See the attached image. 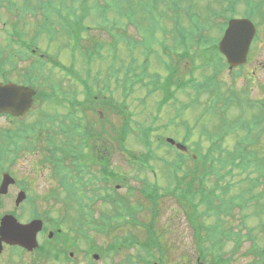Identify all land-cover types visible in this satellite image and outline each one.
<instances>
[{"label":"rangeland","instance_id":"rangeland-1","mask_svg":"<svg viewBox=\"0 0 264 264\" xmlns=\"http://www.w3.org/2000/svg\"><path fill=\"white\" fill-rule=\"evenodd\" d=\"M12 1L0 0V53H4L5 59L10 57L6 64L9 69L14 65L16 66L15 70L9 71L10 76L11 72L20 74V72L28 70L31 66V59L12 62L15 49L8 45H11V41L15 37L11 36L9 40L6 39L11 28L9 22L20 20V13H23L22 17L25 16L26 18L25 21L21 22L22 34L31 32V35L24 36L26 40H22L21 42L26 45L28 41L31 45H37L39 49L50 53L54 57L60 56L65 67H69L73 61V55L69 52L71 47L75 46V49L78 47V44L73 45L74 42L70 38L71 35L68 36L67 34V28L76 22L74 20L81 21L83 18L84 31L80 30L82 34L81 39L82 37L84 39L82 43L88 45L87 49H90L92 53L99 51L94 61L91 62H88L86 57L79 56L76 66L77 69H80L77 72L81 77L79 81L76 80L78 74L68 76L61 66L54 68L52 65H48L43 70L42 91L43 93H53L52 90L56 89V95L47 96L56 99V101L53 100V103H50L42 99L33 108L34 115L23 119L25 122L32 124L38 122L44 124L45 118L50 121L46 122L39 129H36L38 134L43 131V135L39 137L41 143L34 142L32 145L26 146L30 150L21 149L19 155L16 157V162L13 163L14 166L10 169L14 177L30 184L34 197L40 196V198L36 197L38 200L36 201V205L39 210H49L56 217H60V213L67 209H69V216L76 213V202L73 200L69 201L63 190L59 194L60 198L55 196V199L52 197L49 201L47 200L52 190H59V183L54 180L52 169L41 163L43 153L40 149L46 145L45 141L47 140L45 127L49 128L54 126L52 124H55L57 128L63 129L61 124L63 123L69 131L71 126L68 125L74 119L79 121L78 125L83 124V127H92L102 131L105 120H107L109 122L107 126L109 139L110 134L117 137L114 127L117 130H121L123 136H126L125 149L130 152V155L132 153L139 158L134 159L131 163L130 157H134H128L126 153L114 155V150L110 151L112 165L115 166L114 168L117 171L126 175H124L125 177L121 181L109 183L106 189H98L95 193L100 195L108 192V187L113 188L117 186L116 190L118 192L113 194L125 197L122 202L118 200L115 209L130 205L133 207L132 212L139 213L146 208L145 212L142 211L140 213V218L146 219L148 217L149 206L146 207L144 205L145 202L137 190L143 187V178H146L149 182L148 187L158 185L163 189L168 188L171 184L169 173L173 169L172 163L178 159V152L187 155L189 159L194 155L193 150L198 148V146H203L204 150L211 146L212 138L221 143L222 146L232 149L234 146H237L243 135V132L238 130L228 134L225 140L222 139L225 135L221 134V122L218 119V114L222 111L213 108V101H211L213 93L210 89L197 92L196 89L184 81L189 79L191 73L189 71H194L196 82L203 81L204 83L207 77L212 78L213 86L218 85L225 97L229 96L228 92L231 91L229 89L241 94L243 92L246 93V95H243L245 96V105L247 107H244V105L242 108H238L236 105L231 106L229 109L231 118L240 114V116L243 115L249 118L256 112H259L251 103L254 100L264 99V22L260 31L261 39L255 44L251 60L245 67L230 70L227 65L224 66L222 64L220 68L216 69V64H213V62H208L210 67H202L204 66L203 60H206V57L201 53L203 48L196 44V42H198L202 33L215 39L221 38L222 35L218 29V24L224 22V17L228 15L229 11L224 10L226 3L220 2L222 0H176L177 3H174L173 0H160L159 11L148 3V0H121L116 5L113 3L116 0H101L103 6L107 4L106 1L111 6L107 11L109 15L108 19L112 20V22L114 20L117 22V28L114 30L111 24L107 25L105 19L106 13L102 14V8L93 5L87 7L89 10L83 9L78 4L83 0H76L75 4L74 0H57L60 4L53 0L56 2V5L68 13L66 15L65 12L60 18L53 16V23L48 29L42 26L41 11L37 6L38 0H33L34 13H27L24 9L22 11L18 10L25 0ZM191 1L194 3L190 4ZM249 2L255 3V0H238L236 7L230 10L231 13L235 12L232 16L234 15L237 18L244 17L245 8H247ZM10 3H15L16 6H10ZM118 4L124 10V12L119 13L124 16L123 19H120L114 12L115 10L118 13ZM130 5H133V7L130 8ZM191 5L193 6L190 8ZM35 6H37L36 9ZM133 8L134 12L137 11L135 15L132 12ZM99 10H101V13ZM162 13H164L163 17H161ZM215 13H219V16L216 17ZM101 14L103 16L100 19ZM192 14L198 15L194 19V22L200 26L202 32H193L195 26L191 22L192 18L190 15ZM258 20H261V18L258 17L255 21ZM6 21L7 27L3 30L2 26L5 25L4 22ZM159 22L161 24L158 29ZM56 28H59L58 32L55 31ZM180 31L188 33V42L180 38ZM48 32L53 33L51 35L53 38H48L50 37L47 35ZM51 40L54 43L51 44ZM77 41L79 40L77 39ZM162 44L165 45L166 51ZM59 48L62 49V53H59ZM96 48L97 50H95ZM208 50L211 49H204L206 53H209ZM175 51L177 55L173 54L172 58L174 60L170 61L171 52L174 53ZM181 53L186 55V58L177 62L176 59H179L178 54ZM215 57L218 58L217 55ZM166 62L170 64V67L166 66ZM193 65H197V67L192 69ZM38 68L42 69V65H38ZM34 70L35 67L33 68ZM214 70L218 71L214 73ZM177 72H180L182 75L179 79L176 77L178 75ZM254 73L256 74L254 75L255 79L252 80L254 77L250 74L253 75ZM168 78H171L173 81H169ZM177 80H182V83L178 84ZM14 81L17 82V80ZM188 81L190 82L191 80ZM215 82L217 85L214 84ZM36 83L40 84L39 81ZM213 89L215 90L214 87ZM74 93H79L77 100L80 101V106H82L81 117L85 115L82 121L79 117L81 111L72 110L69 103L63 108L64 102L58 100L59 97L70 100L74 99ZM90 96L95 97L97 100V103L90 100L93 108L96 110V115L92 111L85 113V109L90 108L89 99H86ZM104 98H106L105 101H103ZM238 105H241L240 100ZM251 105L253 108L249 107ZM118 108L120 112L125 113L126 111V115L124 116V114L118 112ZM42 111L45 112V115H43ZM178 111H181V113ZM70 114L71 116H69ZM11 122V119L8 117H0V131L11 127ZM204 129L206 131H203ZM52 131L53 133L55 132L53 135L57 141L64 140L60 132H56L51 128V133ZM206 132L210 135H207ZM219 135L220 137L218 138ZM98 138L100 139V136ZM168 138L178 143H187L189 149L182 150L175 148V146L169 147L170 145L165 142ZM95 143L96 141L93 139L89 142V146H93ZM98 146L102 148L104 145L103 143H98ZM216 146L219 145L217 144ZM148 154L152 155L150 160L145 158ZM88 155L90 157L89 152ZM93 158L91 157L90 161L98 164L99 159ZM162 158L164 161H162ZM140 161H148L149 164L147 163V166L152 165V169L156 170V175L150 170L139 169L137 165ZM167 162L169 165H166ZM84 170L91 175L95 171V168L86 165ZM182 173L180 172L179 174ZM94 182L100 187H104L99 173L94 177ZM130 187H137V189H132L134 192L131 193ZM14 191H16V188ZM110 192L112 191L110 190ZM13 200V193H9V195L3 197L1 200L3 206L0 212H7L13 208ZM161 203V214L157 219V224L161 228L162 240L164 241L165 239V242L172 245L170 251L167 249L168 253H166L165 258L167 264H197L198 252L194 245L195 237L192 227L186 219V212L188 210H185L173 197H168L165 201H161ZM66 204L70 205L66 206ZM139 204H143L142 207ZM26 205H28L26 207L28 216L29 214L31 215L32 210L30 208L31 205L27 203L24 204L23 213L26 214ZM94 208L96 209V214L98 210L101 212L103 209L110 216L113 215V206L110 204L105 205L99 202ZM235 213L240 218L238 209ZM125 218L123 217L119 222L123 223ZM249 223L256 228L260 224L259 219L255 217ZM234 224L235 226H240L238 218L234 221ZM127 229L130 228L124 227L118 234L122 235L124 230ZM131 231L135 235L141 236L137 231L133 229ZM96 239H98L97 242L102 246L103 244H107L106 239L98 236ZM230 247L228 246L226 251L231 250ZM80 248L81 250L76 255L85 257L88 248L87 243L82 241ZM136 254L137 249L131 248L129 255ZM140 254L143 255L144 253L140 252ZM123 255H125V252ZM23 256H26L27 261L31 257V255ZM78 262L80 264L83 261L78 259ZM250 262L252 263V257L249 256H234L232 260V264H250ZM107 263L111 264L112 262L102 259L99 264ZM18 264L22 263L18 262ZM208 264L214 263L210 262Z\"/></svg>","mask_w":264,"mask_h":264},{"label":"trees","instance_id":"trees-1","mask_svg":"<svg viewBox=\"0 0 264 264\" xmlns=\"http://www.w3.org/2000/svg\"><path fill=\"white\" fill-rule=\"evenodd\" d=\"M38 1L39 2L37 6L40 8L41 15H44L43 20L49 17L53 18V16L60 18V16L64 15L66 12L64 9H61L58 5H56V2L53 0ZM89 1L90 0L82 1L81 6L83 9L88 7ZM120 1L121 0H116V2L113 3L116 5ZM258 1L256 0L255 3L258 4ZM255 3L249 2L253 8L259 9ZM94 4L95 6L102 8V14L107 13V9L111 7L109 3L102 7L100 0ZM37 6H35V9ZM251 6L250 8H252ZM129 7L132 8L133 5H130ZM234 7H236L235 4L232 8ZM117 9L118 13L114 10L115 14L120 19H123L124 16L119 14L122 11L124 12L122 6L118 4ZM226 9L227 11L229 10V8ZM99 11L101 13V10ZM132 12L133 15L137 13V11L134 12V8L132 9ZM67 13L68 12H66V15ZM102 14L100 19L103 16ZM247 14L250 18L251 16L255 17L256 10L250 12L247 11ZM215 16L218 17L219 13H215ZM105 19L107 25H112L113 30L117 28V22L115 20L112 22V20H109L106 15ZM224 19L225 20L223 23L218 24L220 31H222L223 28L227 26L229 19L228 15H226ZM211 20L214 21L213 18H211ZM74 21L76 22L73 23V27H68V30L69 32L74 31L75 33V35H73L74 38L72 39L75 41L74 45L78 44L76 50L89 61H94L96 54L99 51L97 53L96 51L92 53L90 49V51L87 49L88 45H84L82 43L84 40L83 37L81 39V31H84V26L82 23V21H84L83 18L81 21ZM194 26V33L202 32V29L198 24H194ZM179 34L181 39L188 37V33L184 31H180ZM77 39L79 41H77ZM198 42H196V44L203 48L201 53H203V56L206 57V60H203L205 66H210L208 62H213V64L215 63L216 69L220 68L222 64L224 66L226 65L224 59L219 56L217 51L218 39H215L211 36H206L205 34L203 35L202 33ZM82 48H85L86 53H84ZM204 49L211 50H208L209 53H206ZM95 50H97V48ZM215 55H217L218 58H216ZM185 58L186 55H182L179 60ZM190 60L193 61V59ZM2 68L4 69V67ZM62 69L66 71L68 76H75V74H77L72 69ZM2 71L3 70H0L1 74ZM217 71L218 70H214V73ZM2 77L5 81L9 80L6 74H2ZM180 77L181 73L179 72L177 79ZM80 78L81 77L78 75L76 80L79 81ZM168 79L169 81L172 80L171 78ZM189 80L191 81L187 83L193 84L198 91L210 89V91L213 93L211 100L213 101L212 106H214L213 108L215 110L222 111L218 114V119L221 122L222 128L221 134L225 135V137L222 139L225 140L228 134L241 130V132H243L241 140L238 142L237 146L229 149L226 146H222L221 143L215 141V139L212 138V140L210 139L211 143L213 142L211 146L205 150L202 146H199V148L194 151L196 156H193L189 159L186 157V155L178 153V159L172 163L173 169L169 173L171 179V184L169 187L163 189L158 185L153 187H148L145 185L140 193L145 198L147 204L152 205L155 210L159 209L158 202L163 201L165 197H173L185 208V210H188L186 212V216L188 213L189 223L193 229L195 237L194 245L198 252L199 264H208L210 262L213 263V261H215V264H232L234 256H249L252 257V263L250 262V264H264V100L259 102L257 101L254 104L255 108L259 112L251 115V117L247 118V116H240V114L234 118H231L229 112L231 106L236 105L238 108H242L244 105V107H247V105H245V92H243V95L240 92H234L232 89H229L231 90L228 92L229 96L225 97L220 91V88L216 82L214 84L217 86H213L212 78L207 77L204 83H197L195 80L194 71L191 72ZM177 82L178 84H181L182 80H177ZM31 86L37 89L39 87L36 85L34 80ZM42 90L43 87H40L38 95L39 99L41 97L48 99L49 97L47 96L57 94L56 89L52 90L53 93H43ZM78 94L74 93V99H71L69 103L72 107V110L74 109L77 110V112H80L82 106H80V101L77 100ZM86 99H89L88 101L90 108L87 110L85 109V112L92 111L94 115H96V110L93 108V104L90 100H93L94 103H97V100L95 97L93 98L91 96L89 98L87 97ZM105 100L106 98H104L103 101ZM239 100L241 105H238ZM249 107H252V105ZM120 108H122V106H120ZM117 111L120 112L119 108ZM120 113L124 114V116L126 115V111L125 113L122 111ZM69 116H71V114ZM76 118H78V116H76ZM80 120L82 121L84 118L80 117ZM71 121L72 122H70L68 125L71 126L69 131L68 129L66 130L64 128L62 131V135L64 137V140L62 141L64 150L59 151L55 158L56 161H63L64 159H66V161L70 160V164H67L66 167L64 166V163L57 164L53 161L51 167L54 170L55 177L58 174L57 170L64 171L70 169V172L76 173L74 176L76 177V181L72 183L71 189H75L76 186H78V188H83V186H85L86 183H89L90 181H85L82 173L80 176H78L77 173L79 170H82L85 165H88L89 162V164H93L94 166L96 165L95 167L97 168L101 167L106 176H108L109 172L112 173V180L114 182H119L116 181V179L120 178L119 176L121 173L114 168L112 171L110 170V151H113L117 148H121V150L124 151L126 136H123L121 130H117L114 127L117 137H114V135L110 134L109 139V132L107 130L109 122L107 120H105L102 131L92 127H83V124L78 125V120L73 119ZM37 134L38 132L34 133V131L33 133H29L27 131L23 132L20 127L16 130L9 129L7 131H2L0 137L3 139V141L6 140L8 144H2L0 149V161L6 157V152L9 149L6 146H22V149L25 146L32 145L34 141L40 144L41 141L39 137L40 135H43V131L40 132V134ZM46 136H50L48 132L46 133ZM98 136H100V139ZM93 139L96 141V143L93 144V146H89V142ZM45 142V146H48L47 141ZM98 143H103L104 146L100 148ZM217 144L219 146H216ZM99 149L101 151L107 149L105 156L102 158L95 155V152ZM92 153L96 156V159H99L98 164H95L96 162L93 163L90 161V158L93 157ZM151 157L152 155L148 154L145 158L150 160ZM147 162L148 161H146V163ZM166 165H169V163H166ZM180 172L183 173L179 174ZM110 181L111 180H107L106 182L108 183ZM92 185L93 183L91 186ZM122 201L123 200L120 202ZM237 209L240 218L236 216L235 212ZM117 210L119 211V208ZM124 212L125 211L120 212V215H118L119 218H122ZM253 217L259 219L260 224L258 228L253 227L249 223ZM154 218L155 216L152 215V221L150 220L151 222L148 224L147 230L142 232L141 236L136 237L132 234H128L126 239L123 237H116L117 235L115 233L113 235L111 231H108L107 225L110 224V221L105 220L104 218H102V223L95 221L96 225L94 229L96 234L99 237L107 238L111 244L106 249L97 245H94L91 248L94 252H99L106 256H114L115 258L123 256L122 253L127 252V261L125 260L127 264H155L153 261V250L158 249L161 252V255H165L167 249L168 251L170 250V247L166 245L165 240H162V233L156 232V226L154 227L156 220L154 222ZM237 218L239 219L240 226H235L234 224V221ZM156 229L160 231L158 227ZM117 231L120 230L116 227H114L112 230V232ZM228 246H231V250L226 251ZM131 248L137 249L136 255H129ZM142 251L144 252L143 255L140 254ZM224 257L225 261L223 260ZM227 258H230L231 261H228ZM216 260H218V262H216Z\"/></svg>","mask_w":264,"mask_h":264},{"label":"water","instance_id":"water-1","mask_svg":"<svg viewBox=\"0 0 264 264\" xmlns=\"http://www.w3.org/2000/svg\"><path fill=\"white\" fill-rule=\"evenodd\" d=\"M255 32V27L248 20L230 22V27L227 29L219 49L227 57L232 67L245 63ZM35 95L36 92L31 88L0 83V115L11 114L15 117L25 115L33 106ZM169 142L175 144L173 140H169ZM177 147L185 149L182 145H177ZM11 183H14V180L10 176H5L0 193L6 194ZM23 199L24 197L21 196L18 203ZM40 230L41 223L38 221L27 226H20L13 217L6 216L2 220L0 228V253L3 249V241L9 245H20L28 250H33L37 247L36 236Z\"/></svg>","mask_w":264,"mask_h":264},{"label":"flooded vegetation","instance_id":"flooded-vegetation-1","mask_svg":"<svg viewBox=\"0 0 264 264\" xmlns=\"http://www.w3.org/2000/svg\"><path fill=\"white\" fill-rule=\"evenodd\" d=\"M25 19H26L25 16L24 17L21 16L20 17V20L14 21V22H15V27H16L17 33H20L21 36L27 37V36H30L31 35V32H29L30 34L29 33L22 34V30H21V25H22L21 22L22 21H25ZM20 52L21 53H25V48L24 47H21L20 48ZM31 52L33 53V50H31ZM30 59H31V66H32V56H31ZM14 186H16V184ZM6 249L7 250H5V252H9L10 251V250H8V248H6ZM4 256H6V255H4ZM4 256H2V255L0 256V264H12V263H14L12 259H9L8 257L5 258ZM32 257H29V258H32ZM83 258H87V257L77 256L73 252H70L67 256H65V255L64 256H60L56 262L58 264H79L78 259H81L83 261L80 264H98L100 262V258L99 259H95L94 258L92 261L89 259V257L87 259H83Z\"/></svg>","mask_w":264,"mask_h":264}]
</instances>
